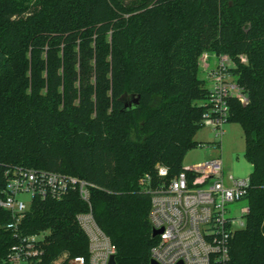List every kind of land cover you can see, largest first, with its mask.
Returning <instances> with one entry per match:
<instances>
[{"label": "trees", "instance_id": "1", "mask_svg": "<svg viewBox=\"0 0 264 264\" xmlns=\"http://www.w3.org/2000/svg\"><path fill=\"white\" fill-rule=\"evenodd\" d=\"M205 52L235 58L248 95L247 104L229 101L253 166L248 226L231 240V264H264V0H0V200L12 166L86 180L117 264H151L157 238L141 179L158 182L159 163L176 176L201 144ZM134 96L139 104L126 107ZM62 143L68 165L54 147ZM88 210L77 190L33 200L20 227L47 233L42 264L88 255L76 220ZM11 220L0 206V264H11L17 242Z\"/></svg>", "mask_w": 264, "mask_h": 264}, {"label": "built area", "instance_id": "2", "mask_svg": "<svg viewBox=\"0 0 264 264\" xmlns=\"http://www.w3.org/2000/svg\"><path fill=\"white\" fill-rule=\"evenodd\" d=\"M239 60L247 63L248 57L242 54ZM200 64L210 82L202 127L211 128L217 138H222L229 123L230 99L248 103L247 92L234 74L238 61L228 54L205 52ZM156 173L158 182L149 174L141 179L151 195V223L154 230L161 231L151 250L152 260L159 264H231V240L237 231L248 226L251 208L245 198L250 178L237 179L228 174L220 157L183 167L171 178L169 167L159 163ZM5 178L0 206L11 213L7 228L17 240L9 251L8 262L43 263L47 233H24L20 225L35 198L61 200L72 190H77L89 205L87 212L76 216L88 237L89 253L64 254L51 264H109L117 254V246L93 213V184L60 172L24 166L9 167ZM25 195L30 196L29 202L23 198ZM242 201L246 204L238 211L229 206Z\"/></svg>", "mask_w": 264, "mask_h": 264}, {"label": "rangeland", "instance_id": "3", "mask_svg": "<svg viewBox=\"0 0 264 264\" xmlns=\"http://www.w3.org/2000/svg\"><path fill=\"white\" fill-rule=\"evenodd\" d=\"M202 77L207 79V73L205 71L202 73ZM208 86H210L209 80ZM195 139L201 144L186 153L183 160V167H189L208 159L220 157L224 161L225 170L228 174L233 175L237 179L251 177L253 166L245 154V133L239 122L230 121L225 127V134L222 138H217L211 128L203 126L196 134ZM54 147H57L62 152L66 159V165H68L70 160L67 145L62 143ZM23 198L27 202L31 200L29 195H25ZM245 204L246 202L242 201L231 203L229 206L233 210L238 211Z\"/></svg>", "mask_w": 264, "mask_h": 264}, {"label": "water", "instance_id": "4", "mask_svg": "<svg viewBox=\"0 0 264 264\" xmlns=\"http://www.w3.org/2000/svg\"><path fill=\"white\" fill-rule=\"evenodd\" d=\"M139 97L134 96L133 99L130 101V103L126 104V107H135L139 104ZM161 231L159 230H154L153 231V237H156ZM109 264H117V260H116V255H113L111 257L110 263ZM151 264H159L158 262H156L155 260H151Z\"/></svg>", "mask_w": 264, "mask_h": 264}]
</instances>
